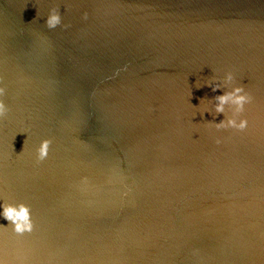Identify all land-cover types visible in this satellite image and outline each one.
<instances>
[{
	"label": "water",
	"instance_id": "water-1",
	"mask_svg": "<svg viewBox=\"0 0 264 264\" xmlns=\"http://www.w3.org/2000/svg\"><path fill=\"white\" fill-rule=\"evenodd\" d=\"M0 86V264H264V0H0Z\"/></svg>",
	"mask_w": 264,
	"mask_h": 264
},
{
	"label": "clouds",
	"instance_id": "clouds-1",
	"mask_svg": "<svg viewBox=\"0 0 264 264\" xmlns=\"http://www.w3.org/2000/svg\"><path fill=\"white\" fill-rule=\"evenodd\" d=\"M84 19H87V13L84 14ZM62 24V17L58 7H52L45 20V26L49 30H53ZM64 27H68L65 25ZM234 76L231 71L227 72L223 78V84L212 81L207 86L212 88L215 92L217 89H224L222 95L215 96L212 100L215 101L213 109L216 115L223 114L225 119L219 123L209 122L217 130L235 129L238 132H243L248 127V120L242 118L245 111V105L250 104L253 97L245 91L243 86H232ZM230 87V90H228ZM6 95V87L0 86V118L6 117L9 109L4 102ZM226 111H230V115H226ZM212 114L211 112H208ZM221 141L216 140L219 144ZM52 141L44 139L36 148V163L39 164L47 159L49 155L50 146ZM87 183V180H84ZM0 217H3L9 222L13 233L17 236H23L25 233H31L34 229V223L31 217V209L24 203L12 204L8 202L0 203ZM4 227V226H3ZM7 230L8 227H4Z\"/></svg>",
	"mask_w": 264,
	"mask_h": 264
}]
</instances>
